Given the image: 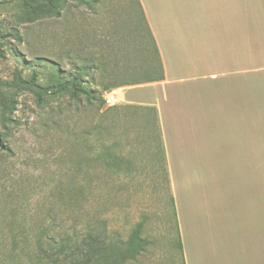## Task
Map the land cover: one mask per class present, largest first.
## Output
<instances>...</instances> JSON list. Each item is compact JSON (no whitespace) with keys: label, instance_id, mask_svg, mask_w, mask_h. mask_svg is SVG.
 <instances>
[{"label":"rangeland","instance_id":"1","mask_svg":"<svg viewBox=\"0 0 264 264\" xmlns=\"http://www.w3.org/2000/svg\"><path fill=\"white\" fill-rule=\"evenodd\" d=\"M15 72L43 88L80 82L37 100L13 90ZM259 72L253 192L264 205ZM160 76L138 0H0V264H45L49 240H81L94 227L122 242L118 264H181L157 124L145 108L106 106L107 91L98 87L118 90ZM88 89L103 93L92 98ZM227 171L217 163L218 177L227 179ZM220 181L208 188L225 194L227 205L229 184ZM177 200L184 199L177 193Z\"/></svg>","mask_w":264,"mask_h":264},{"label":"crops","instance_id":"2","mask_svg":"<svg viewBox=\"0 0 264 264\" xmlns=\"http://www.w3.org/2000/svg\"><path fill=\"white\" fill-rule=\"evenodd\" d=\"M138 2L163 78L112 91L119 103L155 112L180 259L183 264H264V205L253 192L264 0ZM257 132L264 137V123ZM218 162L227 163V179L218 177ZM220 178L229 184L227 205L225 194L208 188L214 179L222 185Z\"/></svg>","mask_w":264,"mask_h":264},{"label":"trees","instance_id":"3","mask_svg":"<svg viewBox=\"0 0 264 264\" xmlns=\"http://www.w3.org/2000/svg\"><path fill=\"white\" fill-rule=\"evenodd\" d=\"M146 27L148 29L147 24ZM149 35L151 37L155 49V53L158 59V68L161 70L160 78H158L157 80L146 82V83H153L163 78V68L160 62L158 51L156 49V45L150 34V31H149ZM79 82H80L79 79L72 78L71 81H68L64 84L57 85L54 87L52 86V87L43 88L39 85H36L33 78H31L29 81H24L21 78L20 74L15 72L12 82L13 84L12 88L17 92H26L33 95L37 100H42L45 97L56 95L67 89H74L76 88L75 87L76 84ZM98 87H102L103 92L106 91L109 92L115 89V87L103 86L102 84H98ZM103 92L102 91L97 92L95 90L88 89V91L85 92V94L91 95V97L93 98V96H95L96 93H99L101 96ZM4 108L10 111L11 110L10 103L9 102L4 103ZM147 110L152 114V118L156 122L154 110L152 108L151 109L149 108ZM7 120L10 121L9 118H7ZM109 166L110 164L105 162V167H109ZM47 244L51 249V254L50 256H47V258H44L45 264H118L119 261L125 259L124 248L120 246L122 242L117 241L116 243H113L112 241H110L107 234V230L100 227L99 228L94 227L93 234L88 235L82 238L81 240L78 239L74 240L71 238L65 240L60 239V241H56L54 239H51L47 242ZM176 247L178 249V253L180 257L182 251L180 239H178ZM181 264H183L182 260H181Z\"/></svg>","mask_w":264,"mask_h":264},{"label":"built area","instance_id":"4","mask_svg":"<svg viewBox=\"0 0 264 264\" xmlns=\"http://www.w3.org/2000/svg\"><path fill=\"white\" fill-rule=\"evenodd\" d=\"M103 100L106 106L111 107L119 103V99L116 91L106 92L103 96Z\"/></svg>","mask_w":264,"mask_h":264}]
</instances>
